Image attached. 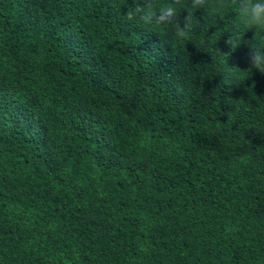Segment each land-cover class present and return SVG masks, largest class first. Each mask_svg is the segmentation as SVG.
<instances>
[{
  "label": "trees",
  "instance_id": "16d2710c",
  "mask_svg": "<svg viewBox=\"0 0 264 264\" xmlns=\"http://www.w3.org/2000/svg\"><path fill=\"white\" fill-rule=\"evenodd\" d=\"M264 0H0V264H264Z\"/></svg>",
  "mask_w": 264,
  "mask_h": 264
},
{
  "label": "clouds",
  "instance_id": "9594fccd",
  "mask_svg": "<svg viewBox=\"0 0 264 264\" xmlns=\"http://www.w3.org/2000/svg\"><path fill=\"white\" fill-rule=\"evenodd\" d=\"M253 13L256 16L264 15V5H259L253 8ZM264 71V70H262Z\"/></svg>",
  "mask_w": 264,
  "mask_h": 264
}]
</instances>
